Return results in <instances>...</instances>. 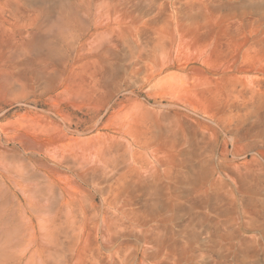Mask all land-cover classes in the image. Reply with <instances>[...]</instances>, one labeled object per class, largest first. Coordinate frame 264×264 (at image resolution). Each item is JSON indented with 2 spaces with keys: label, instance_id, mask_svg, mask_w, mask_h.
Returning <instances> with one entry per match:
<instances>
[{
  "label": "rangeland",
  "instance_id": "rangeland-1",
  "mask_svg": "<svg viewBox=\"0 0 264 264\" xmlns=\"http://www.w3.org/2000/svg\"><path fill=\"white\" fill-rule=\"evenodd\" d=\"M0 264H264V0H0Z\"/></svg>",
  "mask_w": 264,
  "mask_h": 264
}]
</instances>
